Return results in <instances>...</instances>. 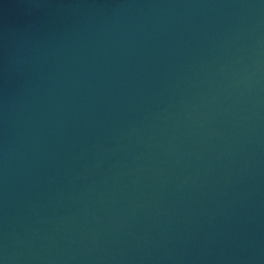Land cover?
Here are the masks:
<instances>
[{
	"label": "water",
	"instance_id": "95a60500",
	"mask_svg": "<svg viewBox=\"0 0 264 264\" xmlns=\"http://www.w3.org/2000/svg\"><path fill=\"white\" fill-rule=\"evenodd\" d=\"M264 159V0H0V264H161Z\"/></svg>",
	"mask_w": 264,
	"mask_h": 264
}]
</instances>
